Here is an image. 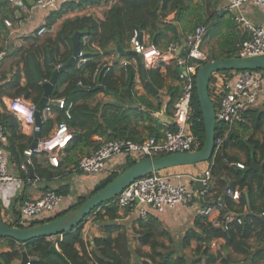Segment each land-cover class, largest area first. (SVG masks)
Segmentation results:
<instances>
[{
	"label": "trees",
	"instance_id": "1",
	"mask_svg": "<svg viewBox=\"0 0 264 264\" xmlns=\"http://www.w3.org/2000/svg\"><path fill=\"white\" fill-rule=\"evenodd\" d=\"M36 1L25 0L26 4ZM110 1L112 3L104 14V20L97 21L91 16L67 19L61 24L55 40H47V45L55 44L57 47L58 43L66 42L67 48L61 52L58 61L54 60L56 66H62L71 57L70 37L74 32L79 31L81 34L79 47L86 58L85 63L78 64L76 61L65 71L60 72L50 93V100L63 97L67 103H73L69 119L60 109L66 126L72 131L60 152L67 153L76 146L81 148L87 145L93 148L92 151L97 149L101 143L90 141V136L95 134L105 141L112 139L140 141L135 137V126L130 125L133 123L131 116L137 118V115L141 113L144 115L146 112L160 108L162 99L160 94H155V90L168 87V93L172 89L180 92L179 74L181 70L175 63L161 64L146 70L144 78L138 61L136 67L120 65L122 60L134 58L129 53H125L121 58H114L111 63L102 61L103 57L114 55L113 48L119 45L122 49L128 50L129 40L135 31L145 43H150L161 50L170 43L180 45L181 39L199 26L206 28L205 36L209 29V22L218 19L226 11L217 10L216 2L212 3L213 0H72L64 2L58 10L52 11L49 15L52 20L45 26L55 23L65 12L84 6L108 4ZM8 4L10 3L7 0H0V9ZM170 13L174 14L173 20L165 22V18ZM229 22L235 24L233 17ZM84 36L88 37L90 42H96L101 52L86 48V45L81 42ZM240 37V40H243L245 35L242 34ZM228 41L229 44H225L228 49L226 52L207 56L206 60L201 61L200 64L214 59L238 57V47L235 42H231L230 39ZM182 54L183 51L180 52V55ZM29 55L34 56L32 52L27 53L25 57L27 64ZM162 66L165 67V72L161 70ZM116 67H119L117 73L114 70ZM37 71L43 81L50 79L52 71L47 63H45V73L41 71L38 64ZM230 71L221 70L213 72L210 76L208 90L214 107L217 104V99H213L211 88L214 74H226ZM27 76L30 92L26 91L24 97L30 98L37 105L42 97V89L40 85L31 83L33 77L28 69ZM136 76L146 92L144 95H137L134 90ZM169 76L178 81V84L175 86L166 84V78ZM78 82H81V85ZM147 82L154 90L147 85ZM97 85L101 87L97 88ZM99 92L105 96H113L116 101H96V95ZM149 95L156 103L149 99ZM124 98L135 105L126 108L117 102ZM173 101L172 98L167 103V107L173 104ZM47 106L52 107V105ZM140 108H143V111L138 112ZM188 121L198 150L204 143L205 128L196 94L195 78ZM0 125L7 138V148L19 166L24 159L23 151L27 147L26 145L15 146L13 142L18 133L17 119L8 113H3L0 116ZM48 128L46 119L38 127V132L44 135ZM224 129L225 126L218 122L215 137ZM230 150L241 153L243 156L240 158L230 154ZM33 157L32 167L36 169L38 177L50 178L53 172L47 168H41ZM224 159L231 162L240 161L243 168L226 165ZM125 162L119 170L111 171L102 177L88 193L77 195L74 203L64 210L43 219H33L28 226L47 222L78 207L93 193L135 163V160ZM206 163L210 170L213 193L222 194L227 187L240 191L242 196L240 205L231 201L229 197H223L226 210L236 214L240 219L239 224L232 222L227 229L213 227L205 217L197 214L192 226L176 238L162 226L161 221L155 215L148 213L146 218L137 219V227L133 226L132 232L129 233L119 219L122 217L121 212L127 213L131 208L118 207L113 198L94 208L77 227L50 239L42 237L21 243L9 238H0V240H6L10 246L9 251L0 252V264H18L22 251H25L30 258L29 264H217L220 259L226 264H264V110L253 108L246 110L243 114V122L234 125L229 130L222 147ZM21 175L26 177L28 173L23 172ZM56 192L62 195L66 193L62 189ZM243 203L247 206L244 213L241 211ZM5 214L12 217L7 219L1 215L9 226L24 227L20 212L13 209V206ZM90 217L103 233L101 237L91 239V243L85 242L82 237L83 224ZM214 239L221 241L222 245L233 253L243 255L244 260L241 263H232L223 254L222 247L212 250L210 242ZM55 243H57V248ZM143 247H147L148 251H144Z\"/></svg>",
	"mask_w": 264,
	"mask_h": 264
},
{
	"label": "built area",
	"instance_id": "2",
	"mask_svg": "<svg viewBox=\"0 0 264 264\" xmlns=\"http://www.w3.org/2000/svg\"><path fill=\"white\" fill-rule=\"evenodd\" d=\"M7 1L24 11L29 8L25 0ZM67 1L72 0H37L32 2L31 5L33 8L42 11H56ZM226 3L224 10L233 14V21L237 30L245 35L238 47V57L264 54V23H254L247 19L243 13L246 5L255 4L264 17V2L262 0H227ZM3 23L6 27L12 26L9 20H3ZM47 31L48 29L43 25L33 32V35H43ZM205 31L204 26H199L192 33L186 35L184 38L185 44L181 50L183 51L182 55L176 54L179 47L176 43H170L165 49L161 50L141 40L136 31L133 33L129 40V49L135 55L130 60H122L120 63L122 67H136L138 61L141 70L145 72L157 67L160 62L172 60L181 70L179 74L180 92L172 104V122L162 129L159 137L152 136L142 141L129 139L104 141L97 149L88 155L82 156L74 170L98 176L106 174L108 167L112 166L114 160L119 156H132L134 157L133 160L137 161L145 157L197 150V142L190 130L188 117L195 74L197 68L201 65L200 62L205 61L207 57L200 48ZM6 55V50L0 49V64ZM76 61H78V64L86 62L81 50ZM60 66L58 65V67ZM78 84L81 85V82H78ZM211 88L213 99H217L216 118L225 126V129L215 137V154L226 141L229 130L234 125L243 122L244 112L264 103V70H231L226 74L215 73ZM48 103L47 105L54 104L58 109L63 110L65 117L70 118L72 102L67 103L65 98L62 97L49 99ZM8 109L15 115L23 117L25 124L33 127L34 131L38 132V127H35L36 105L33 102L26 101L22 97H14L9 100ZM45 109L49 111L50 106H46ZM70 135L71 132L66 124H59L51 137L39 140L34 148H26L23 151L24 159L18 166L19 170L25 171L29 166H32V157L40 153H46L49 163L57 166L60 159V150L65 146ZM5 143H7V138L0 125V211L3 215L9 207L6 204L4 207L1 192L9 182L16 180L7 172L8 160L3 147ZM224 163L233 168H243L240 161L231 162L224 159ZM182 177L184 176L181 174L153 172L132 182L114 197V201L120 208H136L138 217L144 219L150 209L160 213L177 206L189 207L196 200H199L200 205L197 214L205 217L211 226L227 229L232 222L240 223V219L236 214L226 210L223 201V197L226 196L240 205L242 196L239 190L227 187L222 194L213 193L208 167L199 176L188 175L184 181ZM64 202V196L54 190H48L36 199H25L19 206L21 222L24 226H28L33 219L52 216L55 210L56 212L61 210ZM241 205V211L246 212V204ZM217 243L218 240H212L210 242L211 249L216 248ZM26 264H29V261Z\"/></svg>",
	"mask_w": 264,
	"mask_h": 264
},
{
	"label": "crops",
	"instance_id": "3",
	"mask_svg": "<svg viewBox=\"0 0 264 264\" xmlns=\"http://www.w3.org/2000/svg\"><path fill=\"white\" fill-rule=\"evenodd\" d=\"M216 2L217 10L223 11L224 7L226 6L227 0H213ZM202 2V1H201ZM264 2V0H262ZM110 1L108 4L101 3L97 6H84L80 9H74L72 11H68L62 14L60 18L56 20L55 23L50 24V26H46L48 31L43 35H33L39 27L45 26L47 23H50L49 15L52 11H42L32 7V3L28 4V9L24 11L23 9H19L12 4H8L3 9H0V49H5L7 52L6 57L0 64V116L3 113H8L14 116L18 122V133L16 139L13 141L15 146L26 145L27 148L30 147L31 143L34 140L35 131L33 127L25 124L23 121V117L15 115L13 112L9 111L8 109V102L10 99L14 97H22L24 100L32 102L31 99L25 98V92H30L28 88L29 80L27 76V69L30 71V63L28 56V64L26 63L25 57L27 53H33V59L36 65H39V68L43 73H45V63L49 65L50 70V63L48 62V54L47 51H50L52 63L54 64L55 61H58L61 52H63L67 48L66 42L58 43V47L55 44L47 45V40L50 39L52 41L55 40L56 34L60 29L61 24L63 21L67 19H74L76 17H83V16H91L92 18L96 19L97 21H102L105 19V12L109 8ZM61 7V6H60ZM243 13L247 19L250 21L262 24L264 23V17L260 13V10L257 5H246L243 9ZM233 14L228 11H224L218 19H213V21L209 22L208 24V32L202 38V42L200 44L201 50L205 53L206 56L211 55H220L223 52H226L227 45L229 44L228 39L235 42L236 47H239V44L242 40H240V36H242V32H237L236 25L231 24L229 20ZM174 18V14L170 13L166 18L165 22H171ZM3 20H9L12 23L11 27H6L3 23ZM230 25V26H229ZM233 27H235L233 29ZM74 34V33H73ZM72 34V35H73ZM72 37V36H71ZM70 37V45H71V53H72V42ZM184 39V38H183ZM239 40V41H238ZM81 42L83 45H86V48H90V50L94 52L100 53V48L97 46L96 42H90L88 37L84 36L81 38ZM86 43V44H84ZM66 44V45H65ZM47 45V46H46ZM121 48V47H120ZM130 48V46H129ZM124 50L122 49L123 53L118 54L116 52V47L112 49L114 55L106 56L102 58V61H107L111 63L114 58H121L127 51L130 49ZM59 50V51H58ZM55 60V61H54ZM172 60H166L165 62H160L161 64L169 65ZM174 63V62H173ZM158 65V66H159ZM54 66L57 68L58 65ZM157 66V67H158ZM163 67V66H162ZM116 73L119 71V67L114 69ZM163 72H165V67L161 68ZM31 72V71H30ZM38 72V71H37ZM32 74V72H31ZM52 74V72H51ZM33 77V74H32ZM57 78V77H56ZM43 82V80H42ZM32 84L40 85L42 89L41 83H37L34 80V77L31 81ZM30 83V84H31ZM56 83V82H55ZM166 84L175 86L178 84V81L173 80L172 77H167ZM55 85V84H54ZM97 87H101L97 85ZM54 88V86H53ZM62 90V87H61ZM135 92L137 95H144L146 92L141 85V81L139 80L138 76L135 79ZM178 91L174 89L168 93V87H163L161 90H155V94H160L162 102L160 108L155 111L146 112L144 115L141 113L137 115V118H132L131 116V127H134L135 137L142 141L149 137H156L161 135L162 129L172 122L171 117V110L172 104L167 107V103L173 98L177 97ZM43 94V89H42ZM149 99L152 100L154 103L156 101L153 99L151 95H149ZM116 101L113 96H105L102 92H99L96 95V101ZM122 106L126 108L130 105L133 106L129 100L126 98L117 100ZM49 104V103H48ZM253 109H262L264 110V103L259 104ZM143 111V108H140L138 112ZM143 118V119H142ZM48 120V130L44 135H41L39 132V140L47 139L51 137L57 127L61 123H65L63 119V114L61 113L60 109H58L54 104L52 107L50 106V110L47 111L45 108L41 111V121L40 124L44 120ZM36 127V126H35ZM68 128V127H67ZM156 128V130H155ZM69 130V129H68ZM16 131V132H17ZM70 131V130H69ZM72 132V131H70ZM90 141L102 143L105 140L98 136V135H91ZM7 160H8V167L7 172L9 175L16 178V180L9 182L7 187L2 190L1 197L3 199V205L5 204L8 209L10 210L13 206V209L19 211V206L21 202L25 199H36L39 198L42 194H44L48 190L57 191L62 189V191H66L63 193L65 202L61 206V210H64L69 205L74 203V198L77 195H84L92 190L95 185L102 179V177L106 176L109 172L117 170L118 167L112 168L116 166L119 162V158H116L113 162V166L108 167V172L104 175H90L81 173L79 171L74 170V167L77 165L78 160L92 151L91 146H84V147H74L67 153L60 152V159L59 165L53 166L49 163L48 156L46 153H40L34 155V159L37 165H40L41 168H47V170L53 172V175L50 178H43L38 177L36 174V169L34 166L32 167L33 173L32 175L29 174L28 168L25 171L19 170V167L16 164L14 157H12L10 151L8 150V142L3 145ZM17 148V147H16ZM61 151V150H60ZM230 154L237 155L238 157H242L241 153H237L236 151H231ZM201 164V163H199ZM207 164V163H206ZM203 163L202 165L198 166L195 165L193 168V173L187 172V169L184 170L189 176H199L202 174L208 167ZM207 166V167H206ZM185 167H178L177 169H183ZM205 169V170H204ZM168 170V169H166ZM204 170V171H202ZM28 173L26 177H22L21 173ZM173 172V171H172ZM180 174V173H175ZM183 175V174H181ZM184 176V175H183ZM186 177V176H184ZM62 195V194H61ZM200 205L199 200H196L191 206L184 207V206H177L173 209H166L163 212H155L152 209L148 210V213L155 215L160 221L162 226L168 230L172 236L181 235L184 230L192 226V222L197 215V210ZM7 212V209L4 213ZM3 215V213L1 214ZM7 219H11L12 217L8 214H5ZM121 218L119 222L124 225L128 232H132V227H137V219L138 211L136 208L130 209L129 212L123 213L121 212ZM103 233L101 232L99 226L94 223L93 218L87 219L82 228V237L83 240L89 241L91 243V239L95 237H101ZM50 239L49 237H47ZM55 247L57 248V243H55ZM133 247L135 243L132 244ZM217 247H222L223 254L228 257L229 261L232 263H241L244 260L243 255L233 253L229 248L222 245L221 241H218ZM146 248V249H144ZM215 248V249H216ZM214 249V250H215ZM10 250L9 243L6 240H0V252H6ZM144 251H148L147 247H143ZM29 258V257H28ZM30 259V258H29ZM219 261V260H218ZM19 263V261H18Z\"/></svg>",
	"mask_w": 264,
	"mask_h": 264
},
{
	"label": "water",
	"instance_id": "4",
	"mask_svg": "<svg viewBox=\"0 0 264 264\" xmlns=\"http://www.w3.org/2000/svg\"><path fill=\"white\" fill-rule=\"evenodd\" d=\"M80 32L76 31L71 37L72 53L70 59L64 65L55 67L52 63L50 51H47L48 62L52 69V74L49 80L43 81L39 76L34 59L29 57L30 71L33 74L34 80L41 83L43 94L40 101L36 105L35 126H40L41 111L47 106L50 99V93L56 82V77L60 72L67 69L68 66L73 65L80 54L79 39ZM141 39V36H139ZM185 44L184 39H181V44L176 50V54H180ZM116 52L120 55L123 53L119 45L116 46ZM131 55H135L133 51H127ZM140 58V56H138ZM221 70H264V54L248 56V57H227L209 60L204 64L199 65L195 74V89L199 101L203 124L205 128V139L203 146L195 151L172 153L165 155H156L152 157H145L135 161L131 166L123 170L113 180L108 182L105 186L93 193L86 201L78 207L64 213L63 215L49 220L47 222L35 224L32 226L14 227L9 226L2 219L0 213V238H9L17 242L26 243L28 241L42 238L53 237L61 235L65 232L77 227L90 213L99 205L113 199L132 182L147 176L153 172L162 171L175 166L199 164L207 162L213 157L215 148V129L219 120L216 118L215 107L209 95V79L213 72ZM145 76V72L142 70ZM99 80V77L97 81ZM152 88V85L147 82ZM99 88V87H97ZM154 90V89H153ZM39 141V134L35 132L34 140L29 148H34ZM29 174L32 175V166L28 167ZM29 258L25 251L21 252V259L18 264H26Z\"/></svg>",
	"mask_w": 264,
	"mask_h": 264
},
{
	"label": "rangeland",
	"instance_id": "5",
	"mask_svg": "<svg viewBox=\"0 0 264 264\" xmlns=\"http://www.w3.org/2000/svg\"><path fill=\"white\" fill-rule=\"evenodd\" d=\"M119 158V162H118V164L116 165V166H113L112 168H116V167H118V169L117 170H119L120 168H122L123 167V165L126 163L125 161L126 160H129V161H132L133 159H134V157H132V156H128V157H122V156H119L118 157ZM124 158V159H123ZM203 163H205L206 164V162H202L201 164H198V166H200V165H202ZM195 165L196 164H192V165H182V166H175V167H172V168H169L168 170H162V171H158V172H160V174H175V173H180V174H183L184 176H188V174L186 173V172H184V170H186L187 169V172L188 173H190V171L193 173V168L192 167H195ZM207 165V164H206ZM178 167H185V168H183V169H177ZM207 167V166H206ZM206 169V168H205ZM204 169V170H205ZM204 170H202V171H204ZM173 171V172H172ZM187 179V177H182V180L184 181V180H186ZM56 214V210L54 211V214L53 215H55ZM2 216H6L5 215V213H4V215H2ZM89 219H92V217H90ZM144 249H146V248H144ZM215 249V248H214ZM214 249H212V250H214ZM217 264H226L225 262H223L221 259L218 261V263Z\"/></svg>",
	"mask_w": 264,
	"mask_h": 264
},
{
	"label": "clouds",
	"instance_id": "6",
	"mask_svg": "<svg viewBox=\"0 0 264 264\" xmlns=\"http://www.w3.org/2000/svg\"><path fill=\"white\" fill-rule=\"evenodd\" d=\"M68 139H69V138H68ZM68 139H67V140H68Z\"/></svg>",
	"mask_w": 264,
	"mask_h": 264
}]
</instances>
